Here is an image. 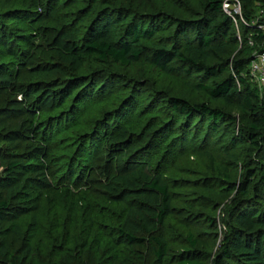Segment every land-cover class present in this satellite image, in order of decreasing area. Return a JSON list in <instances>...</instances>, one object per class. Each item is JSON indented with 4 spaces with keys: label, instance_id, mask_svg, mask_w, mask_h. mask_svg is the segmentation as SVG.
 <instances>
[{
    "label": "trees",
    "instance_id": "16d2710c",
    "mask_svg": "<svg viewBox=\"0 0 264 264\" xmlns=\"http://www.w3.org/2000/svg\"><path fill=\"white\" fill-rule=\"evenodd\" d=\"M225 1L198 0L195 18L174 19L117 0H12L7 10L0 0V26L15 20L26 31H0V76H15L1 83L0 101L18 107L0 119L1 264H264V87L249 66L264 51V29L227 13ZM241 2L247 23L264 10V0ZM60 55L74 63L68 79L43 77L39 85L21 76L32 72L31 57L45 67ZM138 62L199 79L197 90L241 113L239 135L227 131L220 149L190 148L191 133L194 142L204 131L217 138L236 114L183 97L141 100L145 82L121 100L115 66ZM40 86L58 95L49 112L42 96L28 102ZM112 125L117 137L126 128L130 138L115 139ZM12 126L19 139L25 132L33 140L5 142ZM18 147L24 159H2L3 148L11 155ZM96 152L141 165L123 171L111 162L105 171L93 163ZM201 156L208 163L184 164ZM96 167L104 179L90 188ZM233 190L238 195L218 219L219 200Z\"/></svg>",
    "mask_w": 264,
    "mask_h": 264
},
{
    "label": "rangeland",
    "instance_id": "374dc122",
    "mask_svg": "<svg viewBox=\"0 0 264 264\" xmlns=\"http://www.w3.org/2000/svg\"><path fill=\"white\" fill-rule=\"evenodd\" d=\"M8 3H6L4 6H2V8L4 7L6 10L8 8H10L12 6L11 2L12 0H5ZM119 2V4L127 9H132L133 11L137 12V13H145V14H156L159 12H163L164 14H167L168 16H171L172 18L176 19H189V18H195L197 16V11H198V0H117ZM4 4V3H3ZM8 4V5H7ZM7 5V6H6ZM258 16L259 18H263L264 17V12H262L261 10L258 11ZM5 18V17H4ZM6 24L4 26H0V31H3L4 29L9 30L10 32H15L17 35H24L26 34L25 31V27L22 24H17L15 23V20H11L8 22H5ZM171 30H165V31H161L158 32L159 35H170ZM235 31H239V26L238 23H236L235 26ZM13 34V33H12ZM58 37V36H57ZM23 48H25V46H23ZM26 49V48H25ZM1 50V49H0ZM32 58V57H31ZM29 59L28 61V65L26 66L27 68H29L30 66H33L32 68V72L28 73L27 71L24 72L26 69L24 68V71H22L21 76H28L29 78L32 76H35L34 79L36 83H38L39 85H41L42 83H40L38 80H42L43 77L46 78V81H49L50 79H53V77H55L58 74H62L63 78H69L70 77V73H66L65 69L67 68V65H69L70 67L73 66V62H72V58H67V57H63L62 55H60V57H55L54 58V63L50 66H45L44 67V63L40 64L39 61H35V59ZM119 67V68H118ZM115 66V70H117L116 73H118L119 75H121V80H123V83H121V86H116L115 89H119L120 91L118 92L119 96H121V100L125 99L128 95H129V91L132 89V87L136 86V84L138 82H145L148 83V89H146L144 91L143 95L139 96V99L141 100H145L147 102L150 101H154L155 99L158 101H166L169 97L172 96H176V97H183L185 99L190 100L191 102H195V103H199V102H208L210 103L212 106H221L223 108H226L228 110L233 111L236 114V122L234 124H229V126L227 128H225L224 132L222 131V129L219 130V137L211 139L210 136H208L207 138L204 137L205 135V131L201 133V138L200 140L194 142V137H193V133H191L190 137L187 140L186 145L189 146L190 148L194 147V148H198L200 147V143L204 142H211V146L213 148H221L223 143L225 142H229L228 140H230L227 136H225V133L230 132L232 134H235V137L237 135H239L240 132V127L242 125V115L241 113L238 111V109L234 106V105H227L222 101H218V100H210L203 92L199 91L196 89V84L199 79L195 78L194 76L189 77L187 79L178 76L177 74H169L167 72H163L161 71L159 68H157L156 66H152L151 64L147 63V62H138V63H133L129 66L126 67H122V66ZM15 76H10L9 75H4V76H0V85L1 83L4 84H9L12 83V81H14ZM137 82V83H136ZM5 85V84H4ZM134 85V86H133ZM38 89L34 90L33 92H37L36 93H32L33 95L31 96V99H29L28 102H33L36 99V96H42V100H45L43 102V108L49 112L52 109H54V106H57L58 104V95L54 94L53 92V87H46V86H40L37 87ZM1 92H3V90H1ZM125 97V98H124ZM8 99V98H7ZM5 101V100H4ZM3 101H0V105H1V114L0 115V119H10L12 116H14L16 113L15 112H11V111H7L9 109L12 110H16L18 107L11 105V102L9 101L7 104H3ZM156 108L159 109H166V105H158L156 106ZM143 109V108H141ZM140 107L137 109L136 111V115H138L139 113H142L144 111L141 110ZM140 110L142 112H140ZM151 113L148 115L150 116ZM192 125H194V123H192ZM114 126L112 125L111 128H113ZM117 128V126H116ZM115 129H111L110 133L114 134V138L119 140L122 139L123 141L128 140L130 137L129 133L130 130L123 128L120 129L122 130V132H124L121 136L117 137V134L115 131ZM21 133V129L20 127H16L14 128V126L10 127L8 130H6L5 132V136L7 138H5V142H8L9 144H18L19 142H24V143H28L31 142L33 140V138L31 136H28L27 133H22L23 136L21 139H19V134ZM31 140V141H30ZM121 140V141H122ZM30 144V143H29ZM142 144L139 143L137 145L134 146V148H132V151L136 150V148H138L139 146H141ZM7 146V145H6ZM224 146V145H223ZM3 156L2 159L4 160L5 158H11V157H15V159L17 158H23V155L21 154V152L23 150H21V148H16V152L14 154L9 155L8 154V150L7 148H3ZM14 152V151H13ZM18 153V154H16ZM100 153H102L100 151ZM99 158V159H98ZM226 158V157H224ZM228 161L229 158H226ZM96 160V161H95ZM117 162H116V161ZM125 158L123 157H106V156H102L100 155L98 152L95 153L94 155V165L98 166L99 168H103L105 169V171H109L110 170V166H111V162H114V166L118 165L119 167L122 168V170H129V169H134L136 167H139L141 164H139L138 162H134L132 161L129 166L127 165V163L125 162ZM119 161V163H118ZM208 163V160L205 156H201L197 159H188L185 160L186 165L189 166H194L196 165V163ZM94 170V174L87 175L88 177L92 178L91 184L89 185L90 188L94 187V181L96 178H98L99 180H103L104 176L103 174H101L100 172L98 173V169L96 167V169H92ZM4 171V167L1 166V162H0V176H2ZM100 171V170H99ZM88 174V172H87ZM89 178V179H90ZM238 191L233 190L231 191V193L229 192L226 195V198H223L222 200H219V202H221V205L217 208V215H218V219L221 218V216H223V212L224 209L226 208V205L228 204V202L234 198L235 196L238 195L237 193ZM203 217H201V223H203V225H205V220H202ZM1 229V227H0ZM1 234V233H0ZM221 240V234L218 236L217 238V243H216V248H218L219 243ZM215 248V250H216ZM1 264V263H0ZM211 264V263H209Z\"/></svg>",
    "mask_w": 264,
    "mask_h": 264
},
{
    "label": "built area",
    "instance_id": "2783aa9c",
    "mask_svg": "<svg viewBox=\"0 0 264 264\" xmlns=\"http://www.w3.org/2000/svg\"><path fill=\"white\" fill-rule=\"evenodd\" d=\"M224 10L229 13V14H237L239 15L240 19L248 24L249 26H255L258 27L260 26L262 29H264V23L260 24V18L259 16L253 20L251 23H247V21L245 20V17L243 15V5L241 0H226L224 2ZM262 12H264V10H261ZM235 22L238 23L237 18H234ZM239 38L240 37V33L238 34ZM250 44L253 45L254 41L250 40ZM250 76L252 77V79L254 80V82H256V84L260 87H264V51L256 53L254 55V58L252 59L251 63H250Z\"/></svg>",
    "mask_w": 264,
    "mask_h": 264
}]
</instances>
